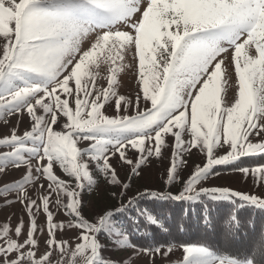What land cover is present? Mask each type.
<instances>
[{
	"label": "snow or ice",
	"instance_id": "snow-or-ice-1",
	"mask_svg": "<svg viewBox=\"0 0 264 264\" xmlns=\"http://www.w3.org/2000/svg\"><path fill=\"white\" fill-rule=\"evenodd\" d=\"M0 185V264H264V0H0Z\"/></svg>",
	"mask_w": 264,
	"mask_h": 264
},
{
	"label": "trees",
	"instance_id": "trees-1",
	"mask_svg": "<svg viewBox=\"0 0 264 264\" xmlns=\"http://www.w3.org/2000/svg\"><path fill=\"white\" fill-rule=\"evenodd\" d=\"M225 172H231V171H225ZM150 203V202H149ZM150 207H158L157 205H149ZM169 216H176L182 214V210L176 206H169ZM199 211V209H196L195 212H193L192 219L187 221V228L185 232L179 233L178 238L179 239H185L188 241H191L193 243L197 242H207L208 244L212 245L213 247H219L218 244H215V242L220 239V232L221 229L224 226V222L228 216V208L222 207L217 209H214L212 212L211 217V225L205 227L203 223L200 225H197L195 223V215ZM257 228L259 229V224L257 225ZM154 235L156 236V239H164L165 233L160 232L159 229L154 230ZM206 238V240H205ZM241 240H243V243H241V240H238L233 247L230 249L233 255H244L245 251V244H250L253 239L256 237L252 236L251 230L246 229L244 232H241L240 234Z\"/></svg>",
	"mask_w": 264,
	"mask_h": 264
},
{
	"label": "rangeland",
	"instance_id": "rangeland-1",
	"mask_svg": "<svg viewBox=\"0 0 264 264\" xmlns=\"http://www.w3.org/2000/svg\"><path fill=\"white\" fill-rule=\"evenodd\" d=\"M131 78L130 77H125L124 78V86L131 89L134 87V84L130 82ZM13 122L15 123V118H13ZM27 123V120L25 118L24 120V124ZM21 130H23V125L21 126ZM193 159H196L195 157H193ZM159 166H157L156 168H152V169H146L144 172V177L143 179L137 178L136 183L138 185H148V186H159L161 184V173L158 170ZM20 174L19 173H13V176L18 177ZM121 175H123L121 173ZM239 173H235V172H224L223 173V177H214V183L217 185H224V186H230L236 190H240V191H249V187L246 186L243 182H241L238 177H239ZM12 177H8V179H11ZM0 187H2V185H0ZM108 191V188L101 183L99 185V188L97 191L93 192V196L94 197H102L104 196ZM252 194H255V189H252ZM0 208H3V204L0 203ZM11 213H15L16 216H20L22 214V209L19 205H15L12 209H8L6 211H0V223L3 222L4 217L6 215H11ZM25 220V223H27V217L24 216L23 217ZM12 224L14 225L16 223V219L13 218L12 219ZM181 256L180 251H176L175 256L173 257V259H178Z\"/></svg>",
	"mask_w": 264,
	"mask_h": 264
}]
</instances>
